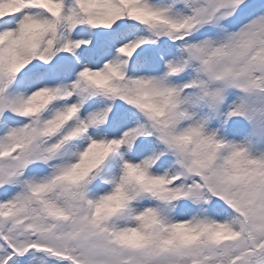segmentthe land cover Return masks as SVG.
<instances>
[{
    "label": "snow or ice",
    "instance_id": "obj_1",
    "mask_svg": "<svg viewBox=\"0 0 264 264\" xmlns=\"http://www.w3.org/2000/svg\"><path fill=\"white\" fill-rule=\"evenodd\" d=\"M0 264H264V0H0Z\"/></svg>",
    "mask_w": 264,
    "mask_h": 264
}]
</instances>
